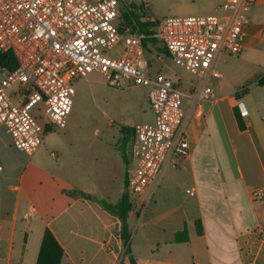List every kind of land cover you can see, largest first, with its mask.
<instances>
[{
  "label": "crops",
  "instance_id": "0c3cea01",
  "mask_svg": "<svg viewBox=\"0 0 264 264\" xmlns=\"http://www.w3.org/2000/svg\"><path fill=\"white\" fill-rule=\"evenodd\" d=\"M246 18L241 84L210 100L182 98L188 153L171 156L157 186L131 203L127 240L105 205L126 193L130 153L84 150L59 162L43 139L28 156L0 124V264H36L45 233L60 264H264V197L252 195L264 194V0ZM180 232L187 238L176 241Z\"/></svg>",
  "mask_w": 264,
  "mask_h": 264
},
{
  "label": "built area",
  "instance_id": "2783aa9c",
  "mask_svg": "<svg viewBox=\"0 0 264 264\" xmlns=\"http://www.w3.org/2000/svg\"><path fill=\"white\" fill-rule=\"evenodd\" d=\"M257 1L223 0L219 14L159 19L156 36L169 59L198 77L199 88L186 94L177 81L150 74L143 35L124 25L121 0H0V52H11L16 62L11 71L0 67V124L12 146L30 156L48 125L65 127L76 80L95 72L110 87L146 88L153 121L132 127L125 187L131 204L157 186L171 156L188 153L182 98L213 97L207 83L221 78L216 60L241 52L246 14ZM37 104L41 115L34 113ZM237 107L246 118L241 101ZM252 195L264 197L259 190Z\"/></svg>",
  "mask_w": 264,
  "mask_h": 264
},
{
  "label": "rangeland",
  "instance_id": "374dc122",
  "mask_svg": "<svg viewBox=\"0 0 264 264\" xmlns=\"http://www.w3.org/2000/svg\"><path fill=\"white\" fill-rule=\"evenodd\" d=\"M223 0H123L120 10H128L135 6L143 11L145 16L154 19L165 17L207 16L219 14ZM150 74H159L177 81L178 86L186 92H194L199 88L198 77L183 66L169 59L161 44L151 46ZM215 69L222 78H210L207 86L214 91L215 97L223 96L237 89L245 75L246 68L236 57L220 56ZM1 77V74H0ZM74 96L71 110L66 118L63 129L48 125L42 148L58 155L61 162L64 154H76L79 151L90 150L100 152L113 148L126 150L130 153L133 125L141 122H151L153 115L147 101V90L144 87L131 86L120 89L104 83L98 73H90L73 83ZM39 104L34 108L35 115ZM187 105H182L185 117L188 114ZM96 135V136H95ZM129 159V155L127 156Z\"/></svg>",
  "mask_w": 264,
  "mask_h": 264
},
{
  "label": "trees",
  "instance_id": "16d2710c",
  "mask_svg": "<svg viewBox=\"0 0 264 264\" xmlns=\"http://www.w3.org/2000/svg\"><path fill=\"white\" fill-rule=\"evenodd\" d=\"M123 1V0H121ZM135 6L133 8H129L128 10L121 11V16L123 19L124 25L130 26L131 30L134 33L143 35L142 44L145 51V56L151 54L152 48L151 46L155 45L156 43H160L157 38V24L159 19H155L154 21H146L144 20L145 14L144 9L141 11L138 9L136 12ZM162 45V44H161ZM163 50L167 54L165 47L162 45ZM168 56V54H167ZM148 58V57H147ZM0 67L6 70H13L16 67L15 59L11 52H0ZM259 83H264V80L260 79ZM236 99H239L240 93L235 94ZM234 115L238 122L239 128L244 129V125L242 123V118L240 116L238 107L234 108ZM129 132H133V129H128ZM108 209H112L117 216L119 217L121 224H122V236L125 240H127L128 235V228H127V216L128 213L131 211V204L129 202V198L126 193H124L119 200V202L114 205L110 206L108 204L105 205ZM187 237L184 232L177 233L175 235L176 241H183ZM62 258V249L58 246L54 238L51 234L45 233L41 248L39 251V255L37 258L36 264H60Z\"/></svg>",
  "mask_w": 264,
  "mask_h": 264
}]
</instances>
